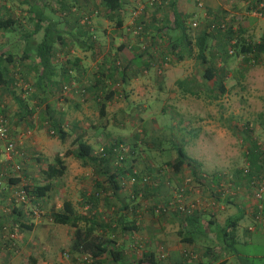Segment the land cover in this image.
<instances>
[{
  "label": "crops",
  "instance_id": "1",
  "mask_svg": "<svg viewBox=\"0 0 264 264\" xmlns=\"http://www.w3.org/2000/svg\"><path fill=\"white\" fill-rule=\"evenodd\" d=\"M148 1L121 0V9L116 13L106 16L101 11L91 16L93 8L97 7V0H56L55 8L50 7L51 13L57 10L54 12L55 19L42 11L43 20L37 32L33 30L35 16L31 12L30 1L29 5L28 0L1 1L0 16H9L11 24L0 27V67L9 77L11 72H14V76L19 72L23 77L30 78V91L36 95L34 99L26 100L27 105L25 101H20L26 105L27 114L20 109L12 91L0 86V114L6 115L10 124L7 125L10 138L19 151L18 156L15 154L7 158L1 151L3 143L0 142V224L10 220L11 228L16 229L11 245L4 240L5 232L0 228V264H25L30 256L36 259L35 264H54V259H59L55 264H79L77 254L71 249L75 227L53 224L48 215L45 218L31 216L27 213L30 209L27 204L15 205L14 210L8 204L17 179L16 175L10 173V164L17 163V158L29 157L26 149H20L23 144L20 136L26 125L39 129L37 127L46 125V121H58L65 134H79L94 148L103 136L114 134V128L105 126L124 127L133 117L140 119L141 124L147 120V123L156 125V117L161 118L165 112L164 84L170 85L166 86L170 93L172 89L179 90L180 85L185 84L177 97L187 96L188 99L185 106L179 107L187 110L186 117L180 120V124L188 126L191 139L187 142L193 144L195 141L197 146L214 148L209 154L203 152L201 156L184 151L188 158L196 162V172L222 174L226 177L224 180L230 181L244 164V155L252 151L249 148L252 137L264 142L259 134L264 131V119L258 118L260 106H255L254 100L245 103L247 108L241 109L242 114L231 125L226 121L228 115L218 112L217 107L225 105L226 109L229 104L223 101L229 96V89L243 80L250 84L254 79L252 77L259 78V72L244 66L230 68L229 57H221V52L228 46L220 33L223 30L211 32L208 27L198 26L199 31L189 35L186 30L190 51L180 59H175L170 51L171 40L180 35L177 33L179 30H170L173 27L172 9L178 15H187L189 22L195 18L201 22V15H205L202 17L205 22L214 18L219 21L222 20L224 1L202 0L201 7H197L193 0H174L173 6H170V0L153 6L148 5ZM138 4L144 5L143 10L132 21L131 9ZM232 4L236 9L231 10V15L235 17V24L231 28L236 32L237 39L249 43L264 40V16L253 13L246 0ZM38 8L41 10V7ZM59 8L66 14L58 13ZM82 13L90 14L88 24L76 21ZM48 24L59 32V36L51 40L55 78L63 82V79L69 80L67 90L62 92V88L61 93L58 86L55 89L36 86V69L33 64L29 65L31 58L35 60L34 53L24 48L28 45L33 49ZM134 24L140 26L141 35L131 33ZM203 31L207 32L208 47L204 52V62L197 58L194 45L195 38ZM89 34L92 35L91 39L88 38ZM14 45L22 48L15 51L12 49ZM162 55L168 59L165 67L158 65L163 59ZM209 64L215 67V79L221 83V91L202 77L204 67ZM231 78H234V83L227 86L226 82ZM14 92L18 96L19 90ZM247 94L252 95V91L249 90ZM9 98L14 100L11 111L2 102L5 100L4 103H9ZM18 98L24 97L20 95ZM170 98L173 102L171 106L175 107L176 97ZM133 105H139V112L131 115L128 111L134 109ZM99 126L105 128L98 130ZM244 129H252L254 134L249 137ZM37 133L32 132L28 139L34 160L32 166L37 167L35 174L38 175L35 178L38 184L50 181L51 188L44 197L33 198L29 204L45 202L49 212L61 208L63 201H69L78 215L76 228L107 238L110 244L122 251L121 261L104 255L96 264H150L151 258L159 260L158 264H264V224L252 219V199L244 181L234 177L231 192L220 197L213 188L214 184L196 180L189 167L182 166L178 172H173L163 161L162 168L157 169V176L167 178V182L156 185L153 193L143 185L135 187L130 184L129 167L111 166V170H115L118 187L113 191L111 184L104 180V172L99 174L92 164L80 160L79 168L72 169L76 176L75 183L63 181L64 175L49 180L42 172L45 167L41 169L36 163L49 143ZM115 135L118 134L112 136ZM170 152L169 156L173 159L175 152ZM212 152L219 164H213L208 170L202 169L205 159L211 157ZM43 159H46L45 155ZM256 165L257 161L251 166L255 171L258 169ZM92 194L96 199L91 198ZM181 204L194 205V215L189 219L183 217L176 211V206ZM237 217L234 242L226 246L222 242L223 227ZM42 241L47 245H41ZM61 247L72 252L69 261L67 258L61 259L59 252H56Z\"/></svg>",
  "mask_w": 264,
  "mask_h": 264
},
{
  "label": "trees",
  "instance_id": "2",
  "mask_svg": "<svg viewBox=\"0 0 264 264\" xmlns=\"http://www.w3.org/2000/svg\"><path fill=\"white\" fill-rule=\"evenodd\" d=\"M236 1H239V0H231L230 4L235 3ZM246 1L252 10L255 9V4L257 2L262 1L264 3V0H246ZM172 2H174V0H170V3H169L170 6H173ZM121 5H122L121 0H97V3H96L97 10L96 9L95 10L96 12L100 10L102 11L103 14H106V16H108L120 10ZM38 7H39L38 1L34 2L31 7V12H33L35 16V19L33 21L34 32H37L41 28L40 23L43 20L42 10H40ZM172 13H173V27H171L170 30L177 29L179 30L177 31V33L179 32L180 35L175 36V38L171 40L170 51L174 55L175 59H180L183 57L185 53L190 51L189 49L190 39L187 37L185 33V29H184L185 28V25H184L185 18L188 16L187 15L182 16L180 14L178 15L174 11V9H172ZM233 19L235 20V17ZM10 20L11 18L7 15L0 16V27L9 26L11 24L9 22ZM78 20H79V17L76 18V21ZM231 26H232V23L225 24L223 31L220 32L224 36V40H226L228 48L232 50L231 53H233L234 55H241L242 58L244 59L247 58L248 56H252L255 59L258 58L259 55L264 56V40H259L253 43L240 41L237 39V34L234 30H232ZM85 28H87L86 25H85ZM84 31L87 32V30H84ZM131 32H133L132 29H131ZM211 32H219V31L212 30ZM55 36H59V32L55 30V28L52 25L48 24L43 28L41 39L34 46L33 53H34L35 60L34 58H31L29 65L33 64L34 65L33 67H35L36 69L37 75L34 79V83L36 84V86L41 87V88L42 87H45V88L53 87L54 89L58 86L59 91H60L64 86L67 85L69 80L63 79L65 80L64 81L65 83H64L63 81H61L62 79L59 80L55 78V70H54L55 65L51 61V50L53 47L51 44V40ZM91 37L92 35L89 34L88 38L91 39ZM206 37H207V32L203 31L199 33V35L195 38V41H194V45L197 49L196 56L203 62L205 61L204 52L208 48L206 44ZM227 52L224 49V51H222L221 53L226 55ZM213 66H214L213 64L212 65L209 64L206 67H204L203 72H202V77L205 80H210L213 84L216 85L217 89L221 91L222 85L219 82V80L216 81L215 79L216 70H215V67ZM17 73L18 74L14 76V72H11V76L9 77L6 71L4 72L3 69L0 67V86L2 85V87L12 91L13 93L12 96L15 97V100L18 101V105L20 109L21 110L24 109V111L28 114L29 113L28 110L25 109L27 108L26 105H22V102L20 103L21 100L25 101V99L23 98L24 99L23 100L21 98H18V96L14 95L15 94L14 91L16 90V88L20 90L19 77L17 76V75H20V73L19 72ZM180 86L182 87V84ZM25 88H28L30 90L31 86L26 85ZM101 94H106V93L102 92ZM262 115H264V113H259L258 116L261 117ZM46 125L49 128V130L52 132V134L55 135L60 141L64 139L65 133L62 130V127L58 121L49 120L48 122L46 121ZM7 130H8L7 137L0 139V141H3L2 148L7 142L13 143V140L10 138V131L8 127H7ZM244 133L247 136L249 135L250 137L254 134V131H252V129H244ZM252 139H253V142L251 143V147H249L250 149H252V151H250L249 155L247 156L244 155L245 158L242 159V161L244 162V165L241 168H238L236 177L234 174L235 178L245 182L251 199H252V187H251L252 181L258 178L259 179L264 178V142L258 140L255 137H252ZM114 143H122V140L117 139ZM73 144H74V149H72L71 151L72 156L75 159L80 160L81 162H86V163L89 162L90 164H92L94 168L97 170V173L101 174V172H104V175L106 176L104 180H107L108 183L111 184L113 191L117 190L118 188L116 184L117 181L115 180L116 173H115V170L114 171L111 170V166L113 167L121 166L122 163L119 164V161L115 160L116 159L115 154L110 149L111 144L109 146H107L106 144L102 145L101 146L102 150L99 152L98 150L93 149L90 144L82 140L81 135L79 134L75 135L73 139ZM13 146H14V143H13ZM174 152H175V157L170 161H166V166L169 167L173 172H178L182 166L189 167L190 171L193 174H195L196 180L200 182L204 181L210 184H214L213 188L216 189L215 192L218 195H220V197L223 194L226 195V193L231 192L234 177L231 178L230 181H227V180H224L226 177L222 174L196 172L195 171V167H196L195 165H197L196 162L186 156L181 146H175ZM254 161L258 162V165H256L258 167L257 171H255V169L251 167L252 164L255 163ZM64 169L65 167H64L62 158L60 157V155H55L53 162L47 163L45 170H43L42 172L45 174V177L47 179L52 180V179H55L61 176ZM131 170H132V167H129L130 175L128 176V178L133 176L135 179H134V182L130 184L134 185L135 187H138L139 185L140 186L143 185L149 190H151L150 191L151 193H153L156 185L162 183L163 181L167 182L166 180L167 178L161 175L152 177L150 176L149 172H147V174L146 173L138 174L134 170L131 172ZM21 172L19 173L11 172V175L17 176V179H15L16 183L14 185L13 190L11 191V194L9 197L10 199L8 201V204L12 205L11 207L12 210L15 209V205H26L25 203L26 201H31L33 198L37 199L40 197H44L50 191V188H51L50 181L47 183L45 182L43 184H38L37 182H32L30 184L26 182L24 180L25 176ZM21 184H24V185L21 186ZM19 188H23L25 192L26 200L24 203H17L14 201L15 200L14 193L15 191L17 192ZM100 193L102 192L100 191ZM91 196H92L91 197L92 199L95 197L93 196V194ZM263 201H264V196L260 200L255 201V202L254 200H252V204L250 206L251 208L250 214L252 216L253 221L259 224H264V223H260L255 219V215L257 214L256 205L259 204L260 216L264 218ZM34 209L39 211L37 213V217H40L41 211L38 207L30 208L27 211V213L30 214L31 216H34L32 212ZM176 211H178L183 217L185 216V218L187 217L188 219L192 215H194L192 213L194 211V208H190L186 204L177 205ZM77 216L78 215L73 209L71 203L66 200L62 202L61 208L48 212V217L53 224H61V225H68L71 227H75L73 230L71 249L74 251V253L77 254V256L85 255L86 257L91 258L94 264L99 263L101 261L102 256L104 255L109 256L112 260L121 261L123 257L122 251L120 249L115 248L113 244H110V241H108L107 238L105 239L98 235L92 234L90 231H86V230L81 231L80 228H76L77 222L79 220ZM238 220H239L238 217L236 219H231L223 227L222 242L226 246L228 245L230 246L234 242L233 241L234 228ZM11 226H12V222H10V220H7L0 226V228L1 229L3 228L5 232L4 240L7 243L10 242L11 245H13V240L15 239L16 229L14 227L11 228ZM11 233L13 234V237L10 238L9 234ZM159 259H161V257ZM157 261L151 258L149 260V263L158 264ZM244 261L251 263L247 259H244ZM35 263H36V259L30 256L27 258L25 264H35Z\"/></svg>",
  "mask_w": 264,
  "mask_h": 264
},
{
  "label": "rangeland",
  "instance_id": "3",
  "mask_svg": "<svg viewBox=\"0 0 264 264\" xmlns=\"http://www.w3.org/2000/svg\"><path fill=\"white\" fill-rule=\"evenodd\" d=\"M3 1V0H1ZM1 1H0V5H1ZM5 1V0H4ZM10 2L14 1L17 2V0H9ZM29 1L30 3H34L38 1V5L39 7H41V10L44 12V14L48 15L49 18L51 19H55V15L54 12L57 10H54L53 13L50 12V7L51 8H55L54 5L56 4V0H28V5H29ZM224 2L222 3L223 5L225 4V6H223L224 9L226 10H222L221 12V18L219 21L214 18V19H209L206 20V22L204 21V19L202 17H205V15H201L200 20H197L195 17L194 22H196V26L194 28L191 27V22H189V17H187L188 19L185 18V33L186 30L189 33H197L199 31V29L197 28L198 26L200 27H208L210 24H218L220 21H222L224 24L227 23H232V25H234L235 21H234V15H231V10L236 9V6L233 4H230L231 0H223ZM135 1H133L134 3ZM131 8H133L132 6H130ZM137 7V6H136ZM135 7V8H136ZM135 8L131 9L134 10ZM60 11H58V13L60 14H66V12L62 11L63 9H58ZM93 10H95V8H93ZM230 10V11H228ZM100 11V10H99ZM97 11V14H91V16H96L98 15L100 12ZM59 14V15H60ZM85 13H82V15ZM218 16L220 17V15L218 14ZM136 19V18H135ZM233 19V20H232ZM131 20L132 19V14H131ZM44 24V22H43ZM42 25V24H41ZM134 27V26H133ZM140 30V29H139ZM212 31V30H211ZM133 35H141L139 32L137 34H134L133 32H131ZM234 39V38H233ZM22 48V46H18V45H14V47H12V49H14L15 51H17L18 49ZM26 50H31L33 51L34 48L32 49L31 46L26 45L24 47ZM228 46L225 47V50L227 52L228 50ZM224 51V50H223ZM229 57L230 61H231V65L230 68H233L235 65L238 66L240 65L241 67H246L249 70H253V71H257L259 72V78H256L255 76L252 77L254 78L252 80V83L249 84V82H245L244 80L241 82V84H239L238 86H234L233 88L229 89L228 93L229 96L227 97L226 100L223 99V101L226 103H229L227 108L225 109V105H221L218 108V112H222L223 114L228 115L226 118V121L228 122L229 125L233 124L239 117V115L242 114V108L244 107V109H246V105L245 103L247 101L250 100H254L255 101V106H260L259 108V112L260 113H264V56L259 55L258 58H253L252 56H248L247 58H245L246 60H244V58H242L241 55H234L233 53H228L226 55L221 54V57ZM247 72V71H245ZM256 72V73H257ZM19 77V87L20 90L18 88H16V91L18 92L19 90V95H23L24 99H25V104H26V100H31L35 98V93L33 91H30L28 88H25L26 85H30V83L32 82V80L30 78H26L23 77L24 75H17ZM245 78H247L245 76ZM229 80V79H228ZM173 81V80H172ZM230 83H234V78H231L229 81L226 82V85L228 86ZM172 85V83H171ZM184 85H182V87H180V89H172L170 93L168 88L166 89V86L169 87L170 85L168 83L164 84V95H163V105L165 106V112L162 113V116L160 118L156 117L157 120L155 121V124H151V123H147V120H144V123H140V119H137L135 117L131 118V122H126V126L121 127V126H113L111 127V125L109 126H105L108 127L109 129H113L114 130V134H118L115 136H112L114 134H108L103 136L104 138L102 139L101 142L99 143H95L96 145L94 146L93 149L98 150L99 147H101L104 144L107 143H111V142H115L116 138H119V140H122V143L126 144L127 146V153L125 155L124 158V162L122 163V167H132L138 174L140 173H146L149 172L150 176L152 177H156L157 176V169H159L161 167V165L163 164V161H170L172 160L169 156V154L171 153L170 151L173 150L174 151V147L175 146H181L184 151L186 153H193L195 156H201L202 153H207L209 154L210 151L214 148H211L210 146L208 148H205L207 146L204 147V145H200L197 146V143L194 141L193 144L191 141L187 142L188 140L191 139V137L188 135V126L185 124H180V120H182V118L186 117V108H184L183 110L181 108H179L180 106H185L188 99L187 96L185 98H181V97H177L178 93L181 92L184 88ZM187 85V84H186ZM240 86H242L240 88ZM252 91V95L247 94L248 91ZM179 91V92H178ZM236 92V93H235ZM59 93H61L59 91ZM6 96H9L6 94ZM176 97L177 101L174 103V105H176L175 107H172L171 104L173 103L172 101H170V97ZM9 103H4L7 105V110H10V107L12 105H14V100L11 98L8 99ZM27 105V104H26ZM132 107H134V109L128 111L131 115L134 114V112H139L138 111V107L139 105H133ZM11 111V110H10ZM156 112V110H155ZM217 112V113H218ZM147 113V112H146ZM145 113V114H146ZM149 113V112H148ZM2 116L5 117V121H6V125H10L8 124V119L6 117L5 114H0ZM34 115L36 116V114L34 113ZM160 115V113H159ZM145 116V115H144ZM142 116V117H144ZM182 117V118H181ZM180 118V119H179ZM260 120L264 119V115H262L261 117H258ZM239 122V121H237ZM240 123V122H239ZM104 126H99L98 130H101L103 128H105ZM39 129H35L34 126H30L28 127L27 125L24 126V128H22L23 132H21V138L23 139V144L22 148L20 149H26V153L29 154V157H25L24 159L22 158H17V163L20 165L21 167V173H23V175L25 176L24 180L28 183H32V182H39L35 176L37 177L38 174H35L37 172H35V169H37V167L32 166L33 163V157L31 156L32 151L30 150V144L28 139L31 137L32 132H39V134L37 133V135L42 139V140H46L48 141V146H46L45 149V153L41 154L38 158L39 160L36 162L38 163V167L41 166L40 168H44L46 167L47 163H52L54 156L55 155H60V157L62 158L63 164H64V171L62 173V175L60 177L63 178V181H68V184H73L76 181V176L74 177V174L72 173V169H78L79 168V160L75 159L72 154L71 151L72 149H74V144H73V139L75 137V134L69 132L68 134H65V137L62 141H60L55 135H53L52 133H50L49 128L47 127V125H43L40 127H37ZM260 130V129H259ZM10 131V130H9ZM19 133V131H18ZM20 134V133H19ZM260 138L263 139L264 138V131H260ZM116 137V138H115ZM25 139V140H24ZM3 143V141H0ZM43 143V141H41ZM189 146L191 147V149H189ZM218 146V145H217ZM205 148V150H204ZM2 153H3V148L1 149ZM16 155H19V151L16 150ZM131 151V152H130ZM26 155V154H25ZM43 155H45L46 159H43ZM214 152H212L211 157H207V159H205V163L201 166L202 169H210L212 168L211 166L213 164L218 165L219 164V160L216 158V156H213ZM207 160V162H206ZM12 165V164H10ZM244 165V164H243ZM242 165V166H243ZM241 166V167H242ZM167 167V166H166ZM240 167V168H241ZM32 168V170H31ZM162 168V167H161ZM169 168V167H167ZM32 171L30 174V170ZM68 169L70 170V172H68ZM170 169V168H169ZM220 169V168H219ZM171 171V170H170ZM11 173V172H10ZM59 177V178H60ZM70 178V179H68ZM61 181V179H59ZM56 181L58 182V180L56 179ZM183 181V180H182ZM64 184V182H63ZM57 197V195H56ZM55 200V199H54ZM28 206H30V208L32 207H38L40 209V218H45L46 215H48V211H47V206L45 204V202H37V203H30L29 201L25 202ZM38 218V217H37ZM42 235V234H41ZM43 246L47 245V242L42 241L40 243ZM39 245V246H41ZM56 252H59V257L62 259L67 258L68 261L69 256L72 255V252H69L68 249H65L64 247H61L59 249H57ZM55 252V253H56ZM63 252H68V256L64 257L63 256ZM48 256V255H47ZM56 260L55 262H58L59 259H54ZM66 260V259H65ZM54 262V264H55ZM80 264V262H79Z\"/></svg>",
  "mask_w": 264,
  "mask_h": 264
},
{
  "label": "built area",
  "instance_id": "4",
  "mask_svg": "<svg viewBox=\"0 0 264 264\" xmlns=\"http://www.w3.org/2000/svg\"><path fill=\"white\" fill-rule=\"evenodd\" d=\"M165 1L167 2V0H149L148 1V5L150 6H153L154 4H158V5H161L162 3H165ZM194 3L196 4L197 7H201L202 6V0H193ZM143 7L144 5L143 4H138L137 7L132 10L131 14H132V19L134 20L135 18H137V16L142 12L143 10ZM253 13H255L256 15L258 16H264V3L262 1H259L255 4V9L252 10ZM93 14H96V10L93 11ZM89 17H90V14H83V15H80V18H79V22L82 24H88L89 22ZM191 27L194 28L196 26V22L192 21L191 22ZM225 24L220 21L218 24H210L209 26V30H223ZM140 26L139 25H134V28L132 29L133 33L134 34H137L140 30ZM232 50L229 48L228 49V53H231ZM163 59L160 60V62L158 63V65L160 67H165V65L167 64V56H163L162 57ZM68 88V85L64 86L63 89H62V92H65ZM50 133H52L50 131ZM8 135V130H7V127H6V122H5V119L2 115H0V139L2 138H6ZM111 144V145H110ZM107 146L110 145V149L112 152H114L115 154V160L116 161H119V164L120 163H123L124 162V158H125V155L128 151L127 149V146L126 144L124 143H114V142H111V143H107L106 144ZM102 147H99L98 148V151L100 152L102 149ZM3 153L5 156H7V158H11L12 156H14L16 154V151L14 149V146H13V143L11 142H7L4 146H3ZM10 170L11 172H15V173H19L21 172V167L18 163H14L10 166ZM134 177L131 176L129 177V182L130 183H133L134 182ZM24 184H21V186H23ZM251 187H252V200L255 201H258L260 200L263 196H264V178L262 179H254V181H252L251 183ZM14 196H15V202L17 203H24L25 202V192L23 190V188H19L17 190V192L15 191L14 193ZM256 204V203H255ZM182 205V204H181ZM188 207L190 208H194V205H190L188 204L187 205ZM257 207V214L255 215V219L260 222V223H264V218L262 216H260V206L259 204L256 205ZM180 208V207H179ZM33 215L34 216H37V213L39 211H37L36 209H34L33 211ZM10 238L13 237V234H9ZM63 256L64 257H67L68 256V252H63ZM161 257V256H160ZM78 260L80 262V264H94L93 263V260L89 257H86L85 255H80L78 256Z\"/></svg>",
  "mask_w": 264,
  "mask_h": 264
}]
</instances>
